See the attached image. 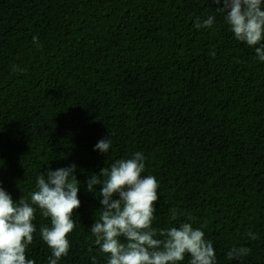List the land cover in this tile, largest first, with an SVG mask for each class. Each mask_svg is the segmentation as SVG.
I'll list each match as a JSON object with an SVG mask.
<instances>
[{"label":"trees","instance_id":"trees-1","mask_svg":"<svg viewBox=\"0 0 264 264\" xmlns=\"http://www.w3.org/2000/svg\"><path fill=\"white\" fill-rule=\"evenodd\" d=\"M217 7L0 0V187L18 201L41 173L75 163L80 207L58 264H107L90 231L101 186L89 192L87 180L137 151L159 182L154 228L188 222L217 264H264V62ZM209 16L213 27H195ZM108 138V153L94 150ZM33 223L27 256L48 264L39 230L50 220L37 208ZM232 247L251 251L229 260Z\"/></svg>","mask_w":264,"mask_h":264},{"label":"clouds","instance_id":"clouds-1","mask_svg":"<svg viewBox=\"0 0 264 264\" xmlns=\"http://www.w3.org/2000/svg\"><path fill=\"white\" fill-rule=\"evenodd\" d=\"M213 2L223 4L216 11L226 14L225 21L235 39L254 47L258 60L264 62V0ZM215 20V16L203 23L197 20L195 27L211 28ZM33 42L37 43L36 37ZM111 146L110 138L102 139L94 150L106 154ZM76 167L73 163L41 173L35 190L18 201L0 187V264H36L28 258L27 251L37 231L33 223L37 208L50 220V226L42 225L39 230L42 241L51 250L48 264H58L67 256L71 247L69 236L76 228L74 212L80 207ZM145 170L146 157L137 151L130 158L102 168L99 174H91L87 180L89 192L96 194V186H101L102 211L90 231L95 245L107 257V264H182L186 255L190 257L189 264H217L212 241L206 240L205 233L191 223L159 230L152 226L159 182L154 175H145ZM172 219H177L175 209ZM248 236L257 239L250 231ZM250 251L247 247H232L227 257L232 260L247 256Z\"/></svg>","mask_w":264,"mask_h":264}]
</instances>
